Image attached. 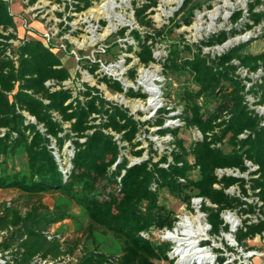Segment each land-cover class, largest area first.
Here are the masks:
<instances>
[{
	"label": "trees",
	"instance_id": "obj_1",
	"mask_svg": "<svg viewBox=\"0 0 264 264\" xmlns=\"http://www.w3.org/2000/svg\"><path fill=\"white\" fill-rule=\"evenodd\" d=\"M37 1L29 0V5ZM93 2L72 0L68 5L86 10ZM158 4V0H145L141 5L134 1L139 25L153 28L155 33L143 35L133 29L138 48L128 44L126 50H135L143 65L161 63L168 78L166 97L170 102L178 99L174 109H181L177 117L183 126L203 135L190 146L179 136L181 126L166 125L170 112L166 107L157 116L140 120L98 92L86 90L82 100L71 88L52 90L46 82L55 79L62 83L71 76L69 68L40 37L10 44L7 40L17 37V24L9 1L0 0V189H16L29 199L26 207L17 202L0 204V250L10 251L7 264L75 256L79 242L67 241L55 232L49 237L54 224L76 216L72 205L87 213L89 223L82 254L71 264H176L169 254L171 242L156 237V232L174 229L179 221L177 212L161 202L164 190L189 208L195 197L203 198L201 211L215 235L230 231L225 211L256 212L258 203L245 198L255 196L264 213V113L258 109L264 107V76L251 75L264 70V50L249 52L240 43L214 57L204 52L205 46L221 45L231 34L261 25L264 10L259 6L264 0L250 2L247 15L244 9L234 12L233 24L247 16L241 30L235 27L200 42L171 44L160 59L154 55L156 35L161 36L167 27L172 31L174 26L155 27L150 9ZM202 8L198 0H185L176 13L180 18L175 27L180 21L191 25ZM10 29L14 33L5 34ZM127 31L123 27L117 36L125 38ZM9 48L16 58L8 55ZM87 66L93 71L98 67L96 63ZM242 69L247 70L245 76ZM135 73L132 69L130 77ZM100 80L113 90H122L116 80L106 76ZM128 95L145 94L130 91ZM208 99L216 101L215 108H205ZM146 125L158 127L161 136H173L161 151L150 140L148 157L139 139ZM68 142L74 150L67 164L63 150ZM53 143L61 161L54 154ZM21 152L26 155L27 172L17 170L12 161ZM129 153L142 160L130 166ZM166 163L169 165L164 166ZM220 168L239 170L249 177L220 176ZM234 186L239 187V195L227 191ZM46 194L58 195L62 201L51 206L43 200ZM258 235L264 236V216L242 218L235 234L237 242L243 244Z\"/></svg>",
	"mask_w": 264,
	"mask_h": 264
},
{
	"label": "rangeland",
	"instance_id": "obj_2",
	"mask_svg": "<svg viewBox=\"0 0 264 264\" xmlns=\"http://www.w3.org/2000/svg\"><path fill=\"white\" fill-rule=\"evenodd\" d=\"M10 5L11 13L14 14V19L16 21L17 27L22 25L25 29L30 27V31L33 34H37V37H42V34L46 31L45 26L52 24L55 19L57 20L58 33L57 37L54 40L58 46H63L64 50H59L58 54L61 56L65 66L69 68L72 72V75L77 73L79 64H84L85 58L92 57L93 59H101L102 61H111L115 62L119 60L122 56L129 57V59L123 63V66L129 70V68H136L137 74L140 73V70L145 67L140 63L139 57L136 54V48H138V42L135 40L132 35L133 29H139L143 35L147 33H155L153 28H146L139 25L134 9L135 0H94L93 5L86 9L83 12L74 13L75 10L73 7H69L68 3L71 0H64L61 2L49 3L44 1V6L37 5L34 8H28L24 0H8ZM140 5L145 2V0H136ZM159 4L156 7H152L150 11L152 12L151 17L153 18L156 28H163L165 25L173 27L174 29L170 31V28L167 27L164 29V33L156 35L155 40V57L160 59L165 55L171 44L180 43L183 44L185 41L189 43L200 42L203 39L210 37L214 33H218L222 30L232 31L233 28L237 27L239 30L242 29L243 24L247 20V16H244L242 20L237 23H232V15L234 12L244 9L245 14L247 15V9L250 2L255 0H198L203 3V8L197 10L193 18V23L191 25H185L182 21L180 26L175 27L174 23L179 20L180 15H176L177 11L181 8L185 0H158ZM211 4V5H210ZM42 6L44 8L43 12L46 13L44 17H34L33 13L37 7ZM216 7H220V15L218 19L213 23L210 12L213 11ZM71 8V9H70ZM173 8H175L173 10ZM259 10H264V4L259 6ZM61 12V19H59L56 14ZM109 14L113 15L114 26H111L112 22L110 20ZM199 14H203V17L198 18ZM41 15V14H40ZM38 21L41 24V29L34 27L32 21ZM47 21L48 24H47ZM196 23L201 25V29H197L195 26ZM43 24V27H42ZM53 25V24H52ZM128 27V31L125 35V38H118L117 32L123 28ZM47 29V28H46ZM19 34V33H18ZM110 34V35H109ZM250 34L249 38L246 40H239L233 42L227 47L222 49L219 46L225 45L229 40H233L240 36ZM17 36V34H16ZM19 37V36H17ZM18 39V38H17ZM23 40L24 38H21ZM127 41V44H133L135 47L134 51H126L121 49V46H124V42ZM20 42V41H19ZM18 42V43H19ZM118 42V43H114ZM16 43V44H18ZM106 43L107 45H112V48L109 52H100V47ZM114 43V45H113ZM240 43L246 44V51L249 52H260L264 50V21L261 25L254 27L251 30L245 32H239L235 35L230 36V38L223 44H218L214 46H205L204 52L209 53L212 57L216 54H221L224 51H227L231 47L238 45ZM119 44V45H118ZM128 53V54H127ZM188 53H186L187 55ZM80 58V59H79ZM152 65V66H151ZM149 67L152 72L158 76L162 71V65L159 62H153ZM241 72V71H240ZM243 75H246L245 71H242ZM99 73H95V78L98 79ZM254 78H259L264 76V70L256 74H251ZM78 76V75H77ZM137 76V75H136ZM81 78H86L83 74L78 76ZM136 80V78H131ZM250 100H253V96L249 95ZM174 105L178 103V99L173 98V102L165 101L164 99L160 102L162 106ZM216 101L214 99H208L205 102V108H215ZM152 108V107H151ZM149 113L146 114L148 116ZM141 114L140 119L146 120L147 117ZM168 122V119L167 121ZM158 127L146 125L143 127L142 132L139 134V139L142 140V146L146 147L145 157H148V152H150L149 144L150 140L155 142L157 148L163 150L167 145V138L161 136L157 133ZM179 136L184 138L186 145L190 146L191 141L195 140V130L187 128L186 126L181 125ZM72 146L68 142L63 150L65 157V162L69 163V158L72 153ZM130 158L132 156L128 155ZM135 158H132L134 160ZM137 159V158H136ZM158 157L156 158V160ZM193 161L194 158L190 157ZM13 164L16 166L17 170L27 172V160L25 153L21 152L17 154L13 159ZM240 175V174H239ZM248 176V174H244ZM231 194H240L238 186H234L230 189ZM254 205L258 203L261 206V202H258V199L255 196L245 198ZM28 196L22 194L16 189H0V204L7 202L13 203L17 202L23 207H26L28 202ZM43 200L49 205H54L55 202H61L62 199L58 195L46 194L43 197ZM161 202L165 203L169 208L175 210L179 217V222H183L186 219L198 217V215L203 216L202 224L207 228V231L202 236L200 242L197 246L201 248H206L213 251L215 256L212 260L216 264H264V236L258 235L255 238L248 239L243 244H240L235 239V234L239 226L242 224V218L251 217L254 220L258 219V216H264L263 210L257 206L255 213L251 214H240L237 211H225L223 217L226 222L230 224V231H222L220 235H215L211 232V226L208 224L207 216L201 212L202 202L201 199H195L193 201L192 208L187 207V205L182 201L177 199L169 191L164 190L161 194ZM72 211L76 215L73 218L64 220L63 222L56 223L53 225L52 230L61 235L63 239L67 241L79 242V247L74 258L77 259L79 255L82 254V248L84 243L86 244V228L89 223V217L87 213L79 206L72 205ZM180 230V229H179ZM178 232V237L183 236L181 230ZM168 231L156 232V237L161 238L167 242H171V251L170 256L175 260V263L183 264L187 260L183 261L182 259L187 255L185 252L189 249L188 243H182L183 241L178 240L177 238H169ZM99 240H103L100 235H97ZM186 244V245H185ZM184 245V246H183ZM185 247L186 250H183ZM212 254V253H211ZM220 257H225L223 262L220 261ZM198 257H189V259H197ZM58 264V263H56ZM59 264H71L68 263V259L59 263ZM157 264H169L166 261H160Z\"/></svg>",
	"mask_w": 264,
	"mask_h": 264
},
{
	"label": "built area",
	"instance_id": "obj_3",
	"mask_svg": "<svg viewBox=\"0 0 264 264\" xmlns=\"http://www.w3.org/2000/svg\"><path fill=\"white\" fill-rule=\"evenodd\" d=\"M44 1H47L49 3L58 2V1H52V0H38L35 4L29 5V0H24L25 4L28 6L29 9L34 8L37 5H41V3L44 6ZM61 1H62L61 3L64 2V0H61ZM67 3L72 4V0L67 2ZM71 7H73V6L71 5ZM73 9L75 10L74 13L85 11V10H78L74 7H73ZM43 10H44V8L42 6L37 7L35 12L33 13V16L36 18L39 16L45 18L46 13H44ZM61 15H62L61 12H58V14H56V16L59 19H61ZM48 22L49 21H47V24H48ZM52 24H50V26H48V25L45 26V24H44L46 31L42 34L41 38L44 40V42L47 46L54 48V50L56 52H58L59 50H61V49L64 50L65 48L61 45L58 46L56 43H54V40L57 37L56 34L58 33L57 20L55 19V21ZM26 28L29 29L30 26L28 25ZM11 32L14 33V29H10L9 31L5 32V34L8 35ZM15 34H17V33L15 32ZM17 38L18 37H11L7 41L12 45H19L21 40L19 42V40H18L19 38L18 39ZM119 38H121V37H119ZM16 43H18V44H16ZM114 43L116 44V42H114ZM114 43H113V45H114ZM124 43L125 44H124V46H122L123 47L122 49L126 50L128 47L127 41H125ZM109 47L112 48V45H107L106 43H104L103 46L100 47L101 49L99 51L100 52H109L111 50V48H109ZM7 53L9 56L16 58L14 56V54L12 53V50L10 48H9ZM128 59H129V57H126V55L122 56L121 58H119V60H117L115 62H111V61H105L104 62L101 59L100 60L99 59H93L92 57L85 58L84 64H79V66H78L79 68L77 70V73L75 72V74L72 75V72L70 71L71 72L70 78L62 81V83H58L57 80L51 79V80H48L46 82V84L52 90L60 89L62 87L71 88L73 93H74V96L79 97L82 100H84V91H86V90L90 91L91 90V91H93V93L98 92L107 100L112 101V102L116 103L117 105L122 106L124 108H127L129 110L130 114H133L137 119H140L141 114H143V116H146L147 113H149L148 116H146L147 119H151V118L157 116L159 114L160 110H162L163 108L166 107L167 109L170 110V112L168 113V122H166V125H171V126L184 125V122L179 117H177V114H179L181 111L180 108L174 109V105H171V106L167 105V102H166V106H162V103H160L163 99L165 101H167V100L169 101L168 97H166V94H165L166 84H167L168 78L166 77V75L163 72V67H162L161 73L158 74V76H157L149 68L152 65L151 66H150V64L144 65L147 68H142L141 70H143V72L148 71L147 72L148 75L145 77L146 80L143 83H141L138 81L139 76L142 75L141 70H140V73L137 74L136 68L131 67V68H129V70H127L123 66V63L126 62ZM93 63H96L98 65V67L95 69V71H93L90 66L89 67L87 66V64H90L92 66ZM132 69H135V71H136L135 77H134V78H136V80H132L130 77L131 76L130 72ZM242 71H245L247 74V70L242 69L241 73L243 74ZM95 73H99L98 74L99 81H98V79L95 78ZM81 74H83V76H85L86 78L80 79L78 76ZM105 76L108 78H111L114 81L115 80L118 81L122 86V90H113L106 83V81L100 80L101 77H105ZM250 85H251V83H248V86H250ZM130 91L143 92L145 95L144 96L128 95V92H130ZM253 100H254V98H253ZM258 109L261 113H264V112H262L264 107H259ZM28 117L32 121H35L34 117H32V116H28ZM194 130H195V139L202 138L203 135H202L201 131L198 129H194ZM118 137H119V135H116V138H118ZM164 137L167 138L168 143L172 142V140H173V136L171 134H167ZM52 148H54V154L56 155L57 159L59 161H61L62 160L61 154L59 153L55 143L52 144ZM141 160H142V158H137V159L135 158L134 160L131 161L130 166L132 164L138 162V161H141ZM171 160H172V158H170V161ZM163 165L168 166L169 164L166 163ZM248 165L251 166L252 164L250 162H248ZM62 169L65 173L68 171V169H66V168L62 167ZM251 169H255V167H251ZM218 174L220 176H223L224 174L244 176V174H241L239 172V170L223 169V168L218 169ZM216 186L219 187V185H216ZM230 189H228L227 191L230 192L231 191ZM197 198L201 199V202H202L203 198H201V197H195L193 199V201ZM166 231H169V230H166ZM3 233H5V231L2 232V234ZM53 234H54V231L51 230L49 237L50 238L53 237ZM198 247L201 248V246H198ZM9 252L10 251L3 252L0 250V264H7V261L11 257ZM66 259H68V263H72L76 260V258H74L73 256L67 255V256H63L62 258L57 259V260H48V259L37 258L35 260L34 264H56V263L59 264V263L65 261ZM182 260L183 261L187 260L183 264H216L214 260H211V259L205 260L203 258H197V259L192 260V259H189L188 257L185 256ZM178 264H180V263H178Z\"/></svg>",
	"mask_w": 264,
	"mask_h": 264
},
{
	"label": "bare ground",
	"instance_id": "obj_4",
	"mask_svg": "<svg viewBox=\"0 0 264 264\" xmlns=\"http://www.w3.org/2000/svg\"><path fill=\"white\" fill-rule=\"evenodd\" d=\"M168 2L171 0H167ZM175 8H173L174 10ZM220 15V7H216L213 11L210 12V17L213 21V23L218 19ZM110 20L112 22L111 26H114V22H113V15L109 14ZM203 17V14H199L198 18ZM197 27V29H201V25L199 23H196L195 25ZM250 34H246L243 36H240L238 38H235L233 40H229L225 45L223 46H219L221 49L223 47H227L230 44H232L233 42L239 41V40H246L247 38H249ZM142 71V75L139 76L138 81L143 83L146 80V76L148 75V71L147 72H143ZM203 216L198 215V217H194V218H190V219H186L183 222H177L176 226L174 227V229L169 230L168 232L170 234H168L169 238H177L178 237V232L177 230H181L183 236L178 237V240L183 241L182 243H188L189 245V249H185V247H183V250H186L185 252H187L186 257H198V258H203L205 260H212L215 256L213 255V251L206 249V248H200L198 247V242H200L202 236L204 235V233L207 231V228L202 224V218ZM179 230V231H180ZM186 245V244H185ZM184 246V245H183ZM212 253V254H211Z\"/></svg>",
	"mask_w": 264,
	"mask_h": 264
},
{
	"label": "crops",
	"instance_id": "obj_5",
	"mask_svg": "<svg viewBox=\"0 0 264 264\" xmlns=\"http://www.w3.org/2000/svg\"><path fill=\"white\" fill-rule=\"evenodd\" d=\"M32 25H34V27H36V28H39V29H41V24H39L38 23V21H32ZM30 27H32V26H30ZM42 27H43V24H42ZM45 27V26H44ZM29 30H30V28H29ZM28 30V31H29ZM27 31V29H25L22 25H20L19 26V23H18V27H17V31H16V33H17V36H19L18 38V40L20 41L21 39H20V37L21 38H24V39H33V38H37V34L35 33V34H33V32H28ZM30 31H33L32 29L30 30ZM19 33V34H18Z\"/></svg>",
	"mask_w": 264,
	"mask_h": 264
},
{
	"label": "water",
	"instance_id": "obj_6",
	"mask_svg": "<svg viewBox=\"0 0 264 264\" xmlns=\"http://www.w3.org/2000/svg\"><path fill=\"white\" fill-rule=\"evenodd\" d=\"M262 112H264V109L262 110Z\"/></svg>",
	"mask_w": 264,
	"mask_h": 264
}]
</instances>
